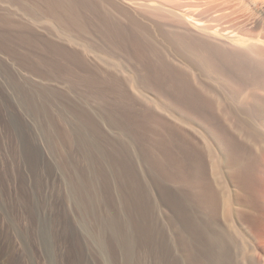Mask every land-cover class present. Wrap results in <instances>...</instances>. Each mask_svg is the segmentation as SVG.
Wrapping results in <instances>:
<instances>
[{"label": "rangeland", "instance_id": "rangeland-1", "mask_svg": "<svg viewBox=\"0 0 264 264\" xmlns=\"http://www.w3.org/2000/svg\"><path fill=\"white\" fill-rule=\"evenodd\" d=\"M35 4L0 0V94L25 120L10 134L0 128V137L31 138L47 162L61 213L79 232L101 235L107 258L119 259L129 246L150 264H215L210 234L221 230L230 238L223 264H245L247 245L255 262L264 264V235L245 217H234L243 206L242 190L228 165L221 184L236 201L234 220L221 210L215 214L203 199V175L216 187L211 159L229 151L232 138L247 144L244 131L235 129L236 117L223 115L228 107L219 106L236 89L219 62L186 49L166 58L213 101L191 102L156 59L135 55L130 44L104 37L96 26L56 23ZM256 95L263 97V90ZM249 107L239 109L244 114ZM216 132L228 139L221 138V148Z\"/></svg>", "mask_w": 264, "mask_h": 264}, {"label": "bare ground", "instance_id": "bare-ground-1", "mask_svg": "<svg viewBox=\"0 0 264 264\" xmlns=\"http://www.w3.org/2000/svg\"><path fill=\"white\" fill-rule=\"evenodd\" d=\"M33 1L36 3L35 7L33 6L36 12L37 9L44 8L41 10L56 19V23L79 27L96 26L102 29L104 37L108 36L122 44H130L135 55L145 59H156L158 62L155 65L169 72L174 89L182 90L191 102L197 99L203 103H213L211 97L198 92L199 90L191 85L186 73L184 75L183 72H179L180 69H174L166 58L172 53L181 54L183 53L181 50L186 49L199 51L200 56H204H201V59L206 58L212 61V64L217 65L219 62L218 66H222V73L223 71L228 73L232 83L235 82L233 85H236L231 98L220 101L219 106L228 107L227 109L224 107L227 112L223 115L228 117L230 114L231 117H236L235 129L240 133L241 130L244 131L242 134L247 144L232 138L234 141L230 139L234 144L231 146L232 149L230 145L228 148V145L224 144L229 151H224L226 148H223L218 159H211L209 169L216 187L214 188L209 182L210 179L203 175L201 183L203 199L211 202L210 208L215 214L221 210L220 213L226 219H233L230 216L237 210L235 208L233 210L235 207L233 203L236 201L232 203L230 192L227 191V186L225 188L227 183L221 184L223 170H227L224 167L228 165L229 174L238 180L242 190L243 206L237 210L238 212L235 211L237 213L234 212V215L236 214L234 217H238V214L245 217L248 226L255 228L257 234L262 237L264 96H258L256 92L258 90L264 92V0ZM66 40L69 43L73 42L71 37ZM56 47L64 50L62 46ZM199 58L201 65L203 61ZM0 100V128L13 132L16 127L25 126L23 117L11 108L2 92ZM238 103L250 107L243 114L240 111L242 106ZM221 132H216L218 133L216 138L221 142L220 148L224 142L221 140L225 139L222 138ZM225 132L224 130L223 134ZM227 140L225 139L226 144ZM0 164V167L4 168L3 171L0 169V264H150L148 260L140 261V255L129 246L120 250L119 259H112L109 255L107 258L105 256L107 249L102 244L101 235L78 231L74 223L61 213V201L55 198L50 182L48 183L52 176L47 171V162L35 149L31 138L23 134L0 137ZM7 165H10L13 171L12 184L10 176L6 173ZM205 165L203 164V167ZM233 165L237 168H232ZM228 172L224 175L225 178ZM28 177L29 189L26 187ZM26 190L29 193L27 196ZM204 203L206 204V201ZM219 231L210 234V240L208 239L216 247H213L212 255L215 264H223L227 256L226 247L229 245L226 241L230 239H227V232ZM244 232L243 235L240 234L241 237H244ZM250 247L247 245V253L242 255V259L245 264H258ZM144 256L147 255L143 254Z\"/></svg>", "mask_w": 264, "mask_h": 264}]
</instances>
